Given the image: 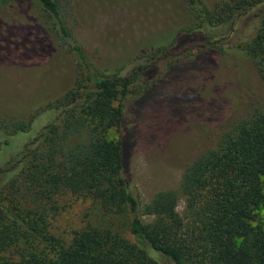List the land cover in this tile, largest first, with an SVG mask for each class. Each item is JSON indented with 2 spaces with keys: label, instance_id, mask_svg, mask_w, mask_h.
<instances>
[{
  "label": "trees",
  "instance_id": "1",
  "mask_svg": "<svg viewBox=\"0 0 264 264\" xmlns=\"http://www.w3.org/2000/svg\"><path fill=\"white\" fill-rule=\"evenodd\" d=\"M61 1L0 0V8L38 4L81 67L75 88L26 122L0 114V256L8 253L0 264H264V228L257 223L264 208V97L238 114L231 108L226 120L216 122L218 114L205 116L198 97L207 78L186 84L188 101L199 103L178 106L189 108L193 118L181 147L179 181L147 201L131 160L141 109L157 98L147 97L137 113L130 107L156 87L157 76H178L198 63L211 77L220 69L212 60L218 55L250 57L264 82V0H219L215 12L203 0H185L192 25L172 31L151 55L100 66L65 24ZM141 78L147 84L140 85ZM203 103L218 105L215 99ZM110 129L115 139L104 136ZM4 190L12 196L8 202ZM15 192L40 209L22 210ZM66 193L92 200L105 216L122 217L132 240L102 221L73 231L65 243L44 216ZM180 198L193 211L192 229L176 209Z\"/></svg>",
  "mask_w": 264,
  "mask_h": 264
},
{
  "label": "rangeland",
  "instance_id": "2",
  "mask_svg": "<svg viewBox=\"0 0 264 264\" xmlns=\"http://www.w3.org/2000/svg\"><path fill=\"white\" fill-rule=\"evenodd\" d=\"M203 1L215 12L219 0ZM60 5L65 24L90 62L98 66L143 53L151 55L164 46V39L172 31L189 27L195 20L185 0H62ZM53 25V18L35 2L0 8V114L8 115L6 120L15 116L26 122L34 113L54 104L67 90L75 88L81 70L78 57L62 43ZM212 60L220 69L211 77L197 63L178 76H157L156 87L147 91L140 101L130 103L137 113L147 97L157 98L141 109L136 150L131 160L142 201H147L158 189L175 188L179 181L181 147L187 140V124L193 121L189 108L178 107L188 101L191 94L188 84L202 83L207 78V88L200 89L198 94L203 104L200 107L205 116L218 114L216 122L226 120L231 108L238 114L247 103L264 97V82L250 57L226 54ZM139 82L147 84L143 78ZM130 99L126 98V105ZM210 99H215L218 105L206 107L203 102ZM188 103L198 107L199 102ZM194 121L195 128L200 129L198 120ZM104 136L115 139L116 134L110 129ZM9 193L2 192L5 202L12 198ZM13 197L19 198L22 210L40 209L38 202L19 192ZM12 200L16 203L15 198ZM176 209L184 216L188 229H192L194 214L182 198L177 201ZM44 218L50 232L65 243L71 240L73 231L89 222L102 221L132 240L122 217L105 216L92 200L67 193L51 202ZM144 219L151 221L153 217L144 215ZM257 223L264 228V208L258 210ZM6 256L8 253L0 257Z\"/></svg>",
  "mask_w": 264,
  "mask_h": 264
}]
</instances>
